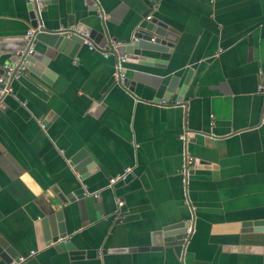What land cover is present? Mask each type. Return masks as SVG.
Masks as SVG:
<instances>
[{"label": "crops", "instance_id": "obj_1", "mask_svg": "<svg viewBox=\"0 0 264 264\" xmlns=\"http://www.w3.org/2000/svg\"><path fill=\"white\" fill-rule=\"evenodd\" d=\"M31 12L0 0V68L26 48ZM149 16L170 51L124 64L125 85L116 54L92 40L53 51L46 79L28 70L0 102V236L14 264H264V244L241 232L264 220V0H45L42 21L84 25L107 45ZM61 196L76 248L65 251L46 245L41 223ZM186 221L184 247L141 251Z\"/></svg>", "mask_w": 264, "mask_h": 264}, {"label": "water", "instance_id": "obj_2", "mask_svg": "<svg viewBox=\"0 0 264 264\" xmlns=\"http://www.w3.org/2000/svg\"><path fill=\"white\" fill-rule=\"evenodd\" d=\"M87 2L90 4L92 3V0H87ZM31 17L33 28H36L38 25L36 19L34 18L33 12H31ZM157 23L158 22L155 19H150L148 21L146 20L129 42H122L118 45L117 51H115L114 54L120 57L126 56V64L139 63L142 65H146L149 63L151 64V53L153 54L158 52H169L170 48L167 47V42L170 40L167 37L166 31L160 27L162 26V24ZM77 33L89 34L90 39L95 40L96 43L99 44L100 48H103L104 45L108 43L107 37L104 38L102 33H99L96 30H91L84 25H81L79 26V28H77ZM96 38H103V44H100V42H98ZM152 39H155L154 42H152ZM35 40L36 42L46 46V50L44 53L35 51L26 59L30 62L28 70L36 74L37 76H40L42 79H46L45 76L49 73L48 70H45V66L49 64L50 60H52L53 51H58L73 56L79 46L84 43V40L80 35L75 34L72 37H68L66 34L52 32L45 29L44 27L42 28V31L37 32ZM17 59L18 58L16 56L15 60L11 61V64L15 65ZM5 67L0 68V76L5 75L7 71ZM3 88L4 86L0 84V90ZM183 89L184 88H182V91ZM50 116H52V114ZM88 162L91 161L88 160ZM199 165L200 168L206 169L212 167L209 162L204 160H201ZM81 175L83 176L84 173ZM66 203L67 200H65L63 196L58 197L57 203H49V208L53 212L49 216H44L41 222L43 226L46 245H54V247L58 251L76 249L69 240L64 224L62 206ZM191 226L192 223L189 221L167 226L153 235L151 247L140 249L141 251H159L164 249L165 247H184L190 237V235H188V228H191ZM241 232L244 235L246 234L242 238V243H254V245L264 244V220L244 224ZM114 251L115 250H110L108 252L116 253ZM130 251L137 250L132 249ZM8 257L10 258L9 260H7V264H11L13 263V261L15 263H18L20 261L18 253L0 236V258L7 259Z\"/></svg>", "mask_w": 264, "mask_h": 264}, {"label": "built area", "instance_id": "obj_3", "mask_svg": "<svg viewBox=\"0 0 264 264\" xmlns=\"http://www.w3.org/2000/svg\"><path fill=\"white\" fill-rule=\"evenodd\" d=\"M28 4L30 5L32 12L34 14V18L36 19L37 22V27L36 28H31L28 32V34L26 35V42H27V46L24 50L20 51L17 54V62L15 65L10 64V66H6L5 69L7 70L4 76L0 77V84L4 86L3 89L0 90V102L2 101V99L11 93V83L12 81L20 78L21 76H23L27 71H28V67L30 66V62L27 61V57L30 56L31 54H33L35 52V46H36V40H35V36L37 34V32L42 31L43 26V21H42V14L45 10V0H27ZM151 17L149 16L147 18V20H150ZM60 34H66L68 37H72L73 35L77 34L80 35L83 40L84 43H86L91 49L95 48V45L93 44V41L90 39L89 34H79L77 33V29L75 28H66L63 29L61 31H59ZM155 39H152V42H154ZM119 44H116L114 42H110V44L105 45L102 49V52H104L106 55H111L112 52L114 53L115 51H117V47ZM118 57L117 60V64H116V78L118 80V82L120 84H124L126 82V78L124 76V71H125V67L124 64L126 61V56L124 57H120L118 55H116ZM260 91L262 93H264V85L260 86ZM262 124H264V115H263V120H262ZM182 139H185V137H182ZM192 162V158H187V162H186V170H185V174H188L189 172V165ZM131 170H126L125 174H123L122 176H117L115 178H112L110 180V184L113 186L115 185L117 182H119L120 180H123L128 173H130ZM96 198L99 197L98 194L95 195ZM122 202L119 201V206H122ZM191 234V228L188 229V235ZM20 262V261H19ZM15 262L11 263L14 264Z\"/></svg>", "mask_w": 264, "mask_h": 264}]
</instances>
